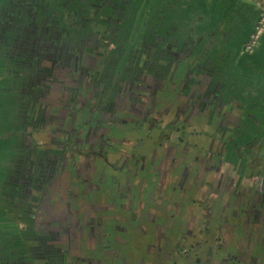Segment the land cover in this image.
<instances>
[{
    "label": "flooded vegetation",
    "instance_id": "1",
    "mask_svg": "<svg viewBox=\"0 0 264 264\" xmlns=\"http://www.w3.org/2000/svg\"><path fill=\"white\" fill-rule=\"evenodd\" d=\"M2 1L7 8H17L23 0ZM49 1L70 8L65 7L69 12L63 24L59 28L55 26L60 34L53 39V53L48 58L53 74L49 77L51 89L54 93L55 81L71 82L72 85H62L67 97L60 99L66 105L76 101L79 107L74 113V126L61 127L66 132L62 144L55 143L52 134L55 129L51 127L50 161L44 166L39 160L40 148L33 154L34 193H23L20 209L23 214L30 209L33 222L37 214L45 221L43 227L32 234L34 243L16 248L18 264H264V241L243 248L238 245L237 250L232 241L235 224L242 215L256 217L264 212L260 208L261 205L264 209V135L250 132L248 122L236 116L239 112L252 116L251 106L249 110L244 104L245 95L232 87L222 97L210 98L209 91H199L193 85L194 74L188 57H183L185 53L179 55L171 48L165 50L162 42L148 41L141 35L147 16L143 8L151 0H28L38 5ZM77 9L85 10L82 19ZM115 11L118 17L122 13L126 15L124 21L112 17ZM154 17L156 20L157 16ZM258 18L251 33L240 42L238 56L234 54L231 60L232 72L226 75L232 86L242 85L241 65L243 61L252 65L250 57L260 48L261 35L250 45ZM13 36L15 44H19L20 39ZM24 49H28L27 46ZM58 51L60 54L54 55ZM14 55L19 64L3 58L0 61L3 67H14L19 73L21 69L35 67L36 59L30 54L16 51ZM91 57L93 61L98 60L94 72L85 68H91ZM26 62L33 64H23ZM59 63L54 75V66ZM246 92L250 96L254 94ZM144 98L151 103L147 111L129 109L138 101L145 102ZM50 99L53 117L56 110L53 95ZM217 108L225 109L219 113ZM163 119L172 122L173 127L168 125L160 133L147 134L152 137L143 143L147 135L138 132V127L148 123L152 130L160 127L158 122ZM103 126L108 129L102 131L106 132L102 142L90 141L96 135L94 128ZM188 130L204 135L207 140L200 138L191 142L190 135H185ZM111 134L116 136V142L109 140ZM70 147L73 151L68 152ZM189 151L192 155L188 158ZM84 159L93 160L92 178L81 176ZM224 161H231L232 166L223 168ZM163 163L164 170L161 169ZM69 175L76 181L74 197L97 206L81 224V248L77 253L69 245L59 244L57 237L52 238L56 232L53 228L58 227L55 220L64 222L63 212L53 208V191L58 180ZM97 199L102 201H93ZM177 199L180 201L178 210L168 216L178 218L172 228L164 223L169 210L162 208L169 202L177 204ZM243 201L251 202L241 207ZM136 203L144 208L135 209ZM180 207L191 216L190 221L184 223V217L180 218ZM138 211H144L148 217L144 215V220L140 221ZM198 219L201 224L194 232L195 237L197 234L212 237L191 239L193 242L189 240L184 244L172 238L179 231L183 239H187L185 233L195 229ZM212 220V224H206ZM157 227H167L169 234L163 237L164 230L157 231ZM225 227L232 230L229 239L216 234ZM236 231L239 239L238 236V240L235 239L241 244L242 231ZM21 232L26 238L28 231ZM151 236L155 238H149ZM48 239L53 241L47 243ZM173 252L180 253L184 259H175Z\"/></svg>",
    "mask_w": 264,
    "mask_h": 264
},
{
    "label": "crops",
    "instance_id": "2",
    "mask_svg": "<svg viewBox=\"0 0 264 264\" xmlns=\"http://www.w3.org/2000/svg\"><path fill=\"white\" fill-rule=\"evenodd\" d=\"M25 3L17 8H7L0 0V19L10 14L18 26L17 33L13 34L17 38L24 35L32 38V41L33 38L45 42L52 40L53 30L63 24L69 12L65 7L70 8L60 3L55 10L52 1L40 5L28 0ZM143 9L147 16L141 35L148 41L157 39L162 42L165 50L171 48L179 55L185 53L183 57H188V65L194 74L193 85L199 91H209L210 98H220L232 87L243 93L244 104L248 109L251 106L252 110H249L253 117L242 112L236 116L248 122L250 132L264 135V31L260 36V48L250 57L252 65L247 61L241 65L242 85L232 86L229 75H226L232 72L231 60L234 54L238 56L240 42L251 33L259 16L257 0H151L146 2ZM153 14L157 16L156 20ZM125 16L122 13L118 17L116 12L112 17L124 21ZM0 24L3 23L0 21ZM38 35L41 37H33ZM10 68L6 67L8 74L12 73ZM13 80L7 77L0 79V264L18 263L16 248H26L34 243L32 234H36L39 228L32 220L33 212L30 209L24 214L21 212L20 202L23 193H34V152L40 148L41 154L49 155L51 146L48 140L51 126L44 125L41 135L35 127L40 121L46 123V118L51 114L50 96L53 89L49 84H45V88L41 86L42 103H45L42 117L39 120L36 114L28 119L24 118L21 101L29 104L32 98L22 95L21 84ZM246 90L254 94L250 96ZM21 222L26 224L25 228ZM25 229L29 230L26 238H23L21 231Z\"/></svg>",
    "mask_w": 264,
    "mask_h": 264
},
{
    "label": "rangeland",
    "instance_id": "3",
    "mask_svg": "<svg viewBox=\"0 0 264 264\" xmlns=\"http://www.w3.org/2000/svg\"><path fill=\"white\" fill-rule=\"evenodd\" d=\"M21 2L23 4H26L25 1H21ZM8 4L11 5V2H8ZM17 5H19V2L17 3ZM58 5H60V4L59 3L55 4V10H56V8L58 9ZM77 11H78L77 14H79L80 18L82 19V17L84 16L83 13L85 10H83V12H82V10L79 11L77 9ZM0 21H1V23H3V24H0V55L2 56L0 61L2 62L3 58L5 61L7 60V58L8 59L10 58L14 64L18 65L19 62L18 63H16V62L19 59L17 57H14L15 56L14 53H16V51L17 52L23 51V53L30 54L32 56L31 57L32 59L33 58L36 59L35 67L29 66V68H27L28 70L26 69V71H23L21 69V73H19L18 71L16 72V69L13 67L11 69L12 73L8 74V69H6V67L8 68V66L3 67V64L0 63V79L2 78V80H4V79H6V77H7V79L17 77L16 81L21 82L20 88H21V93H23L22 95H28L30 98H32V100H31L32 104H31V102L29 104L27 102H26V104H24V102L21 101V103H22L21 105H23V107H22L23 111H24L23 113H25L24 118L29 119V117L32 118V117H34V115L36 116V114H37L39 116L38 119L40 120L42 117L41 115L45 109V105H44L45 103L44 104L42 103V98H43L42 92H43V90L41 89V86L44 88L46 87L45 84H49L51 86L49 77L52 74V71H51L52 68H50V65H49L50 61L48 59L50 57L45 58V56H47V55L49 56V55H51V53H53L52 52L53 39H56V36L58 34H60V31H58L55 28L53 30L54 36L52 37V40H47L46 42L43 39H35V38H33L34 40L32 41L31 40L32 38H29V37L23 35V36H19L20 43L15 44L16 40H13V37H14L13 34L17 33L18 26L14 22V19L10 18V14L9 15L5 14V16L0 19ZM66 22L68 23L69 21H66ZM59 26L60 25H58V28H59ZM10 35H12V36H10ZM33 37L40 38L41 36L38 35V36H33ZM10 38L13 40V42H12V40H10ZM14 39H15V37H14ZM51 41H52V43H51ZM24 46H27L28 49H24ZM73 46H77V44L73 45ZM42 51H43V53H42ZM58 54H60L59 51L56 52L54 55H58ZM95 55H97V54L95 53ZM95 61H93V58L91 57V59L89 60V62H91V64H90L91 68L89 66H86L85 67L86 70L94 72L96 70V65L98 63V60H95ZM60 62H62V61H60ZM13 63H12V65H14ZM8 64L10 65V63H8ZM23 64H33V63L26 62ZM59 66H60V63L57 65L56 68L54 66V70H53L54 75H56L55 71L58 72ZM65 75H66V73H65ZM46 77H48V78H46ZM117 77H122V76L118 75ZM13 81L16 82L15 80H13ZM146 81L147 82L149 81V77L146 78ZM55 82L56 83H54V93L51 91V96L53 95V98H54V101H53L54 105L53 106L56 109V110H54L55 115L52 117V115L50 114L46 118L47 119L46 123L45 122L43 123L40 121V123L37 125V127H35V129H37L38 134L41 135V133H43L42 128L44 127V125H46V124L48 126L50 125L52 128L55 129V130H52L53 131L52 134L55 137V143L58 142V143L62 144L63 143L62 139H63L66 132H65V130H62L61 127L71 129V127L74 126V123H75L74 119H73L74 113H75V110L78 109L79 104L76 103V101H75L73 103H70L69 105H66L60 99V98L66 99V97H67V93L65 92L64 88L62 89V85L63 84H65V85L71 84L72 85L71 82H62L60 80L55 81ZM146 86L148 88L151 87L150 85H146ZM168 96H171V95H168ZM24 98H27V97L24 96ZM144 101L145 102H142V103L140 101H138V103H134L133 107L132 108L130 107L129 109H131V110L140 109L143 112L147 111V109L151 106V103L146 98H144ZM60 104H61V106H60ZM143 104H144V106H140ZM214 106L216 107L218 105H214ZM48 108H49V105H48ZM225 108H227V107H225ZM225 108H223V109L217 108V111H219V113H223V110ZM151 116H153V115H151ZM158 125L160 127H158V128L154 127V128H151L152 130H150L149 125L147 123V125H145L143 127H138V132L146 134V135L147 134L154 135V134L162 132L168 125L173 127L174 124L172 122L171 123L166 122L163 119L160 122H158ZM124 128H125V126H124ZM124 128L121 129L122 130L121 132H123L125 130ZM94 129H95L96 135L93 136L92 138H90V141L97 144L99 142H102L103 137L106 135V132H107L106 129H108V128L106 126H103L100 128L95 127ZM103 130L106 131V132H104V134L102 133ZM124 135H127V134L125 133ZM152 135L145 136L147 139H145L143 143L147 142V140L149 141L150 138L152 137ZM185 135L186 136L190 135L191 142H195L196 140H199L200 138L203 141L207 140L204 138V135H195V134H192V132H190L189 130L185 133ZM115 139H116V136L111 134V139H109V140H114V142H116ZM182 145H184V144H182ZM72 149L73 148L70 147L68 152L73 151ZM189 153H190V155L186 154V156L188 158L191 157V155H192L191 151H189ZM62 155L63 154H60V156H62ZM49 156H48V154L47 155L41 154L38 156V158L45 166L46 162L50 161ZM214 156L217 157V154H214ZM55 161H56V159H55ZM61 162H62V158H60L59 165L61 164ZM92 162H93V160L88 159L86 162L84 159L81 176L87 177L88 179L92 178V176L94 174V168H95V167H93ZM231 163H232L231 161H224L223 168L227 169L228 166L231 167L232 166ZM164 166H165V163L161 164L162 170H164ZM57 169L59 170L58 177H60L61 176L60 175V173H61L60 168L58 167ZM62 177H63V180H58V185L55 188V190L53 191V200L52 201H53V208L56 207L63 212L62 216H63L64 222H60V220H55V223H56V225H58V227L53 228V230L56 232H53L52 238L55 239L57 237L55 240L59 244H63L64 246L69 245L71 247V250L73 252L77 253L78 252L77 250H79L81 248L80 247V238L82 237L81 224H82L83 220H85L87 217L90 216V214H92L95 211L97 206H95L93 203H90L86 200L85 201L81 200L82 198H80V197L78 199H77V197H74V194L72 193L73 192V185H75V182H76L74 179V176L69 175L68 178H66L65 176H62ZM161 182H162V177H161ZM249 197H251V196H249ZM253 199H254V197L252 198V201H253ZM93 201H102V200L97 199V200H93ZM250 202L247 201L246 203H244V201H243V204L241 203V207H243V206L247 207V205ZM101 204L102 203H100V205ZM178 204L180 205V201L177 199V204L175 203V201H173L172 203L169 202L168 204H166L162 208V210H166V211L169 210L167 212V214L165 215V220H164L165 222L164 223L166 225L172 227L175 224V222L177 221L178 218L175 220V218L174 219L168 218V216L170 215V213H173L172 211L176 212L178 210V207H177ZM220 204H221V199L219 200V206H220ZM49 208H47V209H49ZM138 208L141 210L144 208V206L141 203H136L135 209H138ZM260 208L262 210H264L263 206H261V205H260ZM39 209L45 210V209H43V207H39ZM182 212H184V213H182ZM229 212H230V210L228 209L227 213L230 214ZM137 213H138L137 215L141 214L140 215V221L144 220L145 216L148 217L144 211H141V212L138 211ZM180 213H181L180 218L184 217V223H186V221L191 220V216H189L185 210L181 209V207L178 211V214H180ZM261 213H259L258 215L256 214V217H253L250 214V216H248V215L243 216L242 215V219L239 218V222L235 224L234 235H233V240H232V241H234V250L238 249V245H239V247L243 248V246L249 247V245L251 243H258V242L264 241V212L262 211ZM193 215H194V213H193ZM219 215H220V213H219ZM38 221L41 223L45 221L44 218L41 217V214H37L35 217V225L38 226V228L40 229L41 227H43V224H39ZM24 222H21L23 228L26 227V224ZM212 222H214V221L213 220L208 221L206 224H212ZM198 224H201L199 219H198V223L196 224L195 229L193 228L194 230L192 229L193 231L191 233L190 232L185 233V234H187V239H183V237H182L183 234L179 231H178L177 235H175V237H172V238L175 241L177 239H180L181 244H184L185 242H187L191 239H199V238H203L204 236H211L212 237L211 234H209V235L197 234V236L195 237L194 232L198 231V228H197ZM189 227H187L186 229H188ZM28 230L29 229H25V231H28ZM159 230L160 231L164 230V232H163L164 234L162 235L163 237H166L167 234H169L167 227H165V228H163V227L158 228L157 227V231H159ZM236 230L242 231L241 235H240L241 244H238L236 241V239H237L236 237L238 236ZM231 231L232 230H230L228 227L227 228L225 227L222 229V231H219L216 234H217V236H224V238L229 239L230 237H228V234H231V235L233 234V233H231ZM130 233L131 232H129L128 235H130ZM138 235H140V234H138ZM156 236H158V235L156 234ZM214 237L215 236H213V239H214ZM40 238H42V237L39 236V239ZM149 238L154 239L155 237L151 236ZM33 239H34L33 241L35 242V238H33ZM238 239H239V236H238ZM52 241H53V239H51V240L48 239L47 243L52 242ZM191 242H193V241L191 240L190 243ZM243 256L245 257L248 255L243 254ZM173 257L175 259H178L179 261L184 259V257L181 256L180 253H178V252H173ZM250 257H252V255H250ZM9 263L15 264L14 261L13 262H7L6 264H9ZM16 264H18V263H16Z\"/></svg>",
    "mask_w": 264,
    "mask_h": 264
},
{
    "label": "built area",
    "instance_id": "4",
    "mask_svg": "<svg viewBox=\"0 0 264 264\" xmlns=\"http://www.w3.org/2000/svg\"><path fill=\"white\" fill-rule=\"evenodd\" d=\"M259 4V18L256 24L255 32L252 34L250 45L255 44L261 33L264 31V0H257Z\"/></svg>",
    "mask_w": 264,
    "mask_h": 264
}]
</instances>
